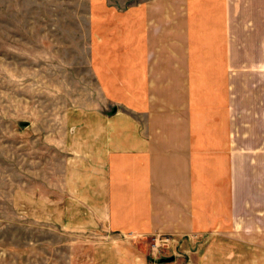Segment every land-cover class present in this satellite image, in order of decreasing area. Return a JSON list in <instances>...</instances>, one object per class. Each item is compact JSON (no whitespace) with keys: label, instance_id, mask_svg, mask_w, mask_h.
<instances>
[{"label":"crops","instance_id":"0c3cea01","mask_svg":"<svg viewBox=\"0 0 264 264\" xmlns=\"http://www.w3.org/2000/svg\"><path fill=\"white\" fill-rule=\"evenodd\" d=\"M130 20L118 55L93 46L75 200L109 231L171 238L163 264H264V0H153Z\"/></svg>","mask_w":264,"mask_h":264},{"label":"rangeland","instance_id":"374dc122","mask_svg":"<svg viewBox=\"0 0 264 264\" xmlns=\"http://www.w3.org/2000/svg\"><path fill=\"white\" fill-rule=\"evenodd\" d=\"M149 1L0 0V264H163L177 256L173 241L153 250L156 237L105 229L68 187L71 129L87 117L88 98L99 103L96 85L87 86L93 46L113 44L116 54L128 46L130 19ZM115 107L109 112L124 108Z\"/></svg>","mask_w":264,"mask_h":264},{"label":"built area","instance_id":"2783aa9c","mask_svg":"<svg viewBox=\"0 0 264 264\" xmlns=\"http://www.w3.org/2000/svg\"><path fill=\"white\" fill-rule=\"evenodd\" d=\"M158 238H161V237L159 236L153 239V242H152L153 250H155L159 246L160 243H166L170 241L168 237H165L164 239H158Z\"/></svg>","mask_w":264,"mask_h":264}]
</instances>
